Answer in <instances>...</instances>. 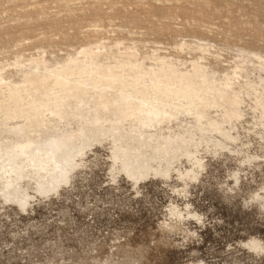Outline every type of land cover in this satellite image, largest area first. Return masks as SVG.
Wrapping results in <instances>:
<instances>
[{"label": "rangeland", "instance_id": "1", "mask_svg": "<svg viewBox=\"0 0 264 264\" xmlns=\"http://www.w3.org/2000/svg\"><path fill=\"white\" fill-rule=\"evenodd\" d=\"M101 44L110 53L157 51L181 68L204 45L200 62L220 80L249 54L264 59V0H0V68L13 82L22 80L17 61L64 65ZM246 64L250 81L264 85V71ZM244 99L241 139L230 147L242 152L202 153L206 168L187 186L177 175L114 178L106 141L58 192L30 188L26 210L0 196V264H264V129L248 107L255 97ZM176 207L181 228L166 230ZM252 240L262 248L246 245Z\"/></svg>", "mask_w": 264, "mask_h": 264}, {"label": "bare ground", "instance_id": "2", "mask_svg": "<svg viewBox=\"0 0 264 264\" xmlns=\"http://www.w3.org/2000/svg\"><path fill=\"white\" fill-rule=\"evenodd\" d=\"M107 48H82L59 66L43 56L24 67L17 61L19 83L0 68L2 198L26 210L30 188L44 195L58 192L86 163L93 144L106 141L114 178L121 174L138 184L177 175L187 186L206 168L202 153L242 152L230 147L241 139L245 95L255 97L248 107L260 113L254 126L264 129V85L250 81L246 64L264 71L260 55L249 54L218 80L200 62L208 58L204 45L196 46L200 55L187 68L157 51L143 55L135 48L112 53ZM183 161L189 164L184 171ZM171 213L176 222L164 228L180 229L183 212L176 207ZM246 245L262 248L258 240Z\"/></svg>", "mask_w": 264, "mask_h": 264}]
</instances>
